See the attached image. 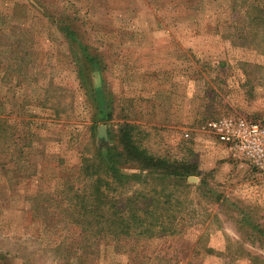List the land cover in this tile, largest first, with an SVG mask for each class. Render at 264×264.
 I'll return each mask as SVG.
<instances>
[{"label":"rangeland","instance_id":"1","mask_svg":"<svg viewBox=\"0 0 264 264\" xmlns=\"http://www.w3.org/2000/svg\"><path fill=\"white\" fill-rule=\"evenodd\" d=\"M227 116L264 125V0H0V264H264Z\"/></svg>","mask_w":264,"mask_h":264},{"label":"built area","instance_id":"2","mask_svg":"<svg viewBox=\"0 0 264 264\" xmlns=\"http://www.w3.org/2000/svg\"><path fill=\"white\" fill-rule=\"evenodd\" d=\"M202 127L210 130L231 151L264 169V125L243 116L211 119Z\"/></svg>","mask_w":264,"mask_h":264},{"label":"trees","instance_id":"3","mask_svg":"<svg viewBox=\"0 0 264 264\" xmlns=\"http://www.w3.org/2000/svg\"><path fill=\"white\" fill-rule=\"evenodd\" d=\"M143 159L146 160V161H148V160L150 159V157L144 156ZM149 163H150V165L154 164V163H152V162H149ZM149 163H148V164H149ZM185 169H186L185 174H186V175H190V174H189V168L186 167ZM170 175H171V174H167V176H170ZM177 175L182 176L183 174H177ZM184 177H185V176H184ZM159 222H160V221H159Z\"/></svg>","mask_w":264,"mask_h":264},{"label":"crops","instance_id":"4","mask_svg":"<svg viewBox=\"0 0 264 264\" xmlns=\"http://www.w3.org/2000/svg\"><path fill=\"white\" fill-rule=\"evenodd\" d=\"M214 134V133H213ZM216 137V136H215ZM217 138V137H216ZM223 143V142H222ZM225 144V143H224ZM226 145V144H225ZM235 163V162H234ZM233 162H232V164H234ZM189 179L191 180L192 179V181L195 179V176H193V177H191V176H189Z\"/></svg>","mask_w":264,"mask_h":264}]
</instances>
